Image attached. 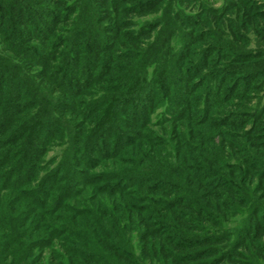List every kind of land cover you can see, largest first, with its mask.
<instances>
[{"label":"trees","instance_id":"trees-1","mask_svg":"<svg viewBox=\"0 0 264 264\" xmlns=\"http://www.w3.org/2000/svg\"><path fill=\"white\" fill-rule=\"evenodd\" d=\"M0 264H264V0H0Z\"/></svg>","mask_w":264,"mask_h":264},{"label":"rangeland","instance_id":"rangeland-1","mask_svg":"<svg viewBox=\"0 0 264 264\" xmlns=\"http://www.w3.org/2000/svg\"><path fill=\"white\" fill-rule=\"evenodd\" d=\"M217 3L219 4L220 0H216ZM55 151H59L57 148H53L52 150H50L49 152H47L46 157L49 155L54 154Z\"/></svg>","mask_w":264,"mask_h":264}]
</instances>
